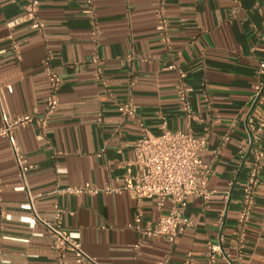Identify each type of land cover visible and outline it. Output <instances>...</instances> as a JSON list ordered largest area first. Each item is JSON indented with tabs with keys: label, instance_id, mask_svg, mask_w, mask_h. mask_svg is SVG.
Returning <instances> with one entry per match:
<instances>
[{
	"label": "crops",
	"instance_id": "crops-1",
	"mask_svg": "<svg viewBox=\"0 0 264 264\" xmlns=\"http://www.w3.org/2000/svg\"><path fill=\"white\" fill-rule=\"evenodd\" d=\"M25 1L0 0V124L3 113L43 114L49 55L62 86L44 134L35 124L14 133L30 166L24 179L10 143L0 139L2 199L10 216L0 221V264H58L49 230L41 223L32 227L34 214L23 207L28 192L44 219L54 221L55 204L64 210L63 229L80 234L84 252L97 264H183L190 251L196 264H205L208 241L221 243L233 264H264V167L240 262L234 252L252 163L248 116L255 125L264 116V96L253 102L264 62V0H92L91 14L87 0H39L44 32L21 23ZM161 6L169 44L156 30ZM175 66L187 76L192 119L179 107ZM127 102L133 118L118 111ZM164 127L205 137L200 157L213 170L211 199L186 197L184 213L193 226L177 244L130 227L139 213L143 225L156 227L170 213L171 200L162 207L157 199L138 203L120 181L134 144L147 134L161 135ZM255 140L264 149V128ZM85 183L116 192L58 193ZM66 255L76 264L72 251Z\"/></svg>",
	"mask_w": 264,
	"mask_h": 264
},
{
	"label": "built area",
	"instance_id": "built-area-1",
	"mask_svg": "<svg viewBox=\"0 0 264 264\" xmlns=\"http://www.w3.org/2000/svg\"><path fill=\"white\" fill-rule=\"evenodd\" d=\"M11 1L15 2L16 0ZM160 2L162 5L163 0H160ZM92 4V0H87L86 13H92ZM39 6V0H26L22 6L21 23L28 24L31 28L44 32L45 25L39 18ZM156 30L161 40L165 44H169V22L162 6L157 14ZM9 39L12 42V48L17 51L19 49L17 43L12 36H9ZM93 61L96 64L99 63L97 58H94ZM43 68L49 83L43 114L40 116L37 110H34L33 113L20 114L14 117L3 113L0 124V139H6L10 143L17 167L23 179L30 166L25 156L21 153L14 133L20 128L35 124L41 130V133L44 134L48 128L50 118L57 112L60 102L59 91L62 86V80L53 69L50 55L45 59ZM174 69L178 71L179 107L187 119H192L194 115L186 89V73L179 70L177 66ZM257 73L259 82L255 86L254 104L259 102L264 96V62L260 65ZM103 84L106 85L105 81H103ZM118 111L123 118L136 116L131 102L118 105ZM248 117L247 134L250 144L248 150L252 154V163L247 174L246 186L237 219L234 252L239 262L243 254L247 228L256 206V198L261 184V173L264 167V149L260 148L255 140V135L262 132L264 128V116L257 125L254 124L250 116ZM97 118V121L102 123L103 113L99 112ZM140 127L143 131H146L143 124H140ZM206 143L205 137H197L189 131H173L164 127L161 135L153 136L147 134L134 144V158L125 163V173L120 179L124 190L138 203L145 199H157L159 207H162L166 200H171L172 208L168 215L161 216L158 219L156 227H153L150 222L143 225V215L139 213L135 222L130 225L132 229L149 238H162L171 244H177L180 236L193 226V222L184 213L187 206L186 197L194 196L201 198L207 203L214 193L207 187L213 172L212 166L204 163L200 157V153L205 148ZM102 191L116 192L111 188L102 190L94 184L85 183L83 186L70 187L58 191V193L95 196ZM2 194L3 187L0 178V221L10 220V216L3 205ZM28 198V203L23 207L31 210L34 214V221L31 226L41 223L49 230L52 237V249L58 264H69L66 255L68 251L73 252L76 264H82L85 261L97 264L94 258L84 252L80 234L63 229L60 218L64 210L58 204L54 206V221L50 222L39 216L36 211V198L29 192ZM223 218L224 214L220 218L221 225ZM202 259L205 264H220L221 260L233 264L230 255L224 251L222 244L212 241L206 243ZM163 263L162 261L159 264ZM183 264H196V257L193 252H187Z\"/></svg>",
	"mask_w": 264,
	"mask_h": 264
}]
</instances>
